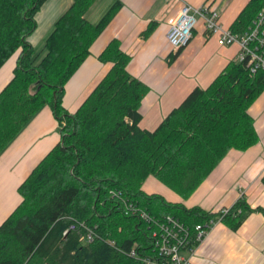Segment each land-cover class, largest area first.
<instances>
[{"label": "trees", "instance_id": "16d2710c", "mask_svg": "<svg viewBox=\"0 0 264 264\" xmlns=\"http://www.w3.org/2000/svg\"><path fill=\"white\" fill-rule=\"evenodd\" d=\"M46 1L0 0V68L18 54L14 75L0 91V154L46 105L60 131L0 224V264H145L142 257L157 255V222L169 215L194 237L196 225L211 218L237 230L249 213L264 212L243 196L212 211L143 188L153 176L186 199L231 149L259 142L249 109L264 91L263 67L251 71L249 57L230 61L210 85L196 87L148 130L139 123L149 86L129 72L132 55L114 38L100 55L109 70L70 111L63 104L66 84L122 3L115 1L93 22L86 14L96 0H74L37 49L30 36ZM263 8L264 0H249L232 31L249 30ZM132 248L138 257L130 255Z\"/></svg>", "mask_w": 264, "mask_h": 264}, {"label": "crops", "instance_id": "0c3cea01", "mask_svg": "<svg viewBox=\"0 0 264 264\" xmlns=\"http://www.w3.org/2000/svg\"><path fill=\"white\" fill-rule=\"evenodd\" d=\"M73 1L47 0L43 4L37 13V29L30 36L33 45L45 40ZM115 1L96 0L87 18L99 3L103 4L105 12ZM119 1L122 6L66 84L63 104L74 111L91 93L110 68L100 55L109 42L117 38L124 51L132 55L129 72L149 86L140 106L139 125L154 130L191 91L210 85L230 61L238 59L241 50L239 44L226 45L218 36L209 35L204 17L199 16L193 38L172 59L176 51L167 41L169 17L184 2L194 7L208 5L218 10L221 23L230 27L249 0ZM104 12L90 20L97 22ZM17 57L15 53L0 68V91L13 77ZM249 112L254 118L259 142L246 150L231 149L190 197L182 198L153 176L146 180L143 188L188 207L218 211L231 207L243 196L251 207L264 209V91ZM59 140V121L46 105L0 154V224L22 199L19 185ZM189 255L192 264H264V212L249 213L237 230L218 222Z\"/></svg>", "mask_w": 264, "mask_h": 264}, {"label": "built area", "instance_id": "2783aa9c", "mask_svg": "<svg viewBox=\"0 0 264 264\" xmlns=\"http://www.w3.org/2000/svg\"><path fill=\"white\" fill-rule=\"evenodd\" d=\"M199 16H203L209 35L219 37L221 43L226 45H240V59L249 57L251 71L264 68V52L260 47L264 44V8L260 11L253 25L243 33H235L230 27H225L220 21V13L208 5L194 7L184 2L180 8L168 19L167 41L173 50L177 51L186 46L194 35ZM141 216L153 220L145 210H140ZM224 214L228 209L223 210ZM218 222L219 218H211L206 223L196 225L194 237L191 230L180 219L167 216L163 221L157 222L154 231L156 236L157 255L142 257L145 264H192L191 256L196 247L205 239L209 230ZM93 239V231L88 234ZM194 241L196 242L193 245ZM130 255L138 257L137 250L132 248Z\"/></svg>", "mask_w": 264, "mask_h": 264}, {"label": "rangeland", "instance_id": "374dc122", "mask_svg": "<svg viewBox=\"0 0 264 264\" xmlns=\"http://www.w3.org/2000/svg\"><path fill=\"white\" fill-rule=\"evenodd\" d=\"M102 7H103V4L99 3L97 5V7H96V10H95L96 15H94V13H95L94 12L93 14H89L88 18L91 19V20H93L96 16H98L99 14H102V12H104L103 10H105L104 7L103 8ZM43 42L44 41H41L40 43H37L36 44L37 49H40L42 47ZM146 187L148 188V186H146Z\"/></svg>", "mask_w": 264, "mask_h": 264}]
</instances>
